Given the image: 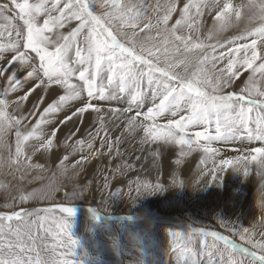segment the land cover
<instances>
[{
	"label": "rangeland",
	"instance_id": "374dc122",
	"mask_svg": "<svg viewBox=\"0 0 264 264\" xmlns=\"http://www.w3.org/2000/svg\"><path fill=\"white\" fill-rule=\"evenodd\" d=\"M179 1L176 0V3L178 4ZM52 2L53 0H30L32 4L43 3L41 14L38 17L41 24L47 18L45 10L51 7ZM121 2H124V0H121ZM129 2L134 3V1L125 0V3ZM3 3H10V0H0V4ZM89 3L90 10L98 16H102L106 10H111V0H89ZM138 3L144 7L145 14L140 21L144 27L140 30L123 28L119 27V21L114 20L113 29L117 28L121 38L131 46L126 49V52L129 57L138 62L137 66L139 67L140 64L144 63L145 57H150L147 63L158 74V79H154L151 84H149L147 77L140 84V89L142 90L140 100H142L144 105L137 104L139 109L147 111L148 108L154 106L156 98L153 92L157 87V83L165 80V78H167L168 82L173 80L182 81L183 83L180 84V87L184 92L196 98L193 101L195 105L193 114L205 107L203 101H207L209 107H211L212 99L226 92L238 93L240 88L244 87V82L249 77L247 71L241 77L234 78L231 85L225 82L223 73L218 71L220 68L226 67L229 48L216 47L215 49V46L224 45L225 43L222 41L214 43L208 38L209 35L206 34L207 26L200 24L182 25L178 26L174 31L172 25L180 18L174 6V12L171 14L167 25L161 24L157 16V13L161 16L164 15L171 0H152L151 3H147L146 0H138ZM64 4L65 0H60L58 7L62 8ZM101 5H105V7H101ZM146 6L149 9L147 8L146 10ZM52 15L56 16L59 13L53 12ZM2 23L0 21V25ZM78 23L73 25L68 20L64 27L59 30L66 31L67 35ZM149 25L151 26L150 28ZM145 29L148 30L145 31ZM2 31L3 28L0 27V32ZM84 34L86 35L87 32ZM46 35L51 36L53 34L46 33ZM106 35L105 33L100 38L104 39ZM8 39L9 37L5 32L3 36H0V44H7ZM78 39L82 41L83 36ZM34 43L36 42L34 41ZM37 46L39 47V44ZM132 48L136 49L135 53L132 52ZM251 48L255 50V47ZM49 50L54 49L50 46ZM74 50L75 46H73V57ZM42 51L47 52L49 56L52 54L47 49H42ZM221 52L224 53L225 59L214 63L215 55L219 56ZM12 53L10 50L3 51L2 55H0V67H5L2 64V60L7 56L11 58ZM256 63L258 65L260 61L258 60ZM22 67H18L20 69L16 71V76L10 75L7 67L5 70L8 75L21 80L26 73V70L23 71L24 67ZM259 70L257 68V71ZM104 75L106 83L107 74L105 73ZM254 80L255 84L249 85L254 88L252 98L260 99L261 97L256 95V91L264 90V79L260 77L259 73H256ZM27 90L28 87L17 88L16 92H14L16 93L15 99L19 98L20 94L23 96ZM123 94L124 92L113 94L115 108H118L117 100L123 99L125 102L126 97H123ZM127 95L129 94L126 91ZM244 95L247 97L248 93L245 92ZM73 97L63 101L54 112L59 111L65 104L76 102L80 96ZM105 97L106 95L102 99H98L100 105L97 104V100L93 103L94 106L98 105L97 107L103 109L101 115L104 116L106 127L101 132L102 136L94 134L99 121L92 116L80 136L68 140L71 142L70 144L75 139L86 141L82 146L77 145L75 151L71 147L67 148L69 156L80 150L84 152L81 153L82 156L89 161L84 163L81 168L75 170L71 167L73 163L70 161H65L64 164H59L58 166H50L48 163L44 165L34 164V162L30 163L24 158V156L28 155L20 158L21 163L19 165L13 164L11 155L13 157L15 155V129L10 128L4 133L0 131V152L2 153H0V213L21 212V219H23L24 212L35 213L39 210V216L33 214L24 218L27 223L22 224L15 218L12 221H3V233L0 234V239L4 242L14 240L15 237L9 232V227L12 229L21 227L30 231L34 237V241L28 240L27 236L23 237L27 245L34 249L31 253L26 251L25 256L31 255L36 258L37 254H39L40 258L50 257L53 255L52 250L54 248L56 255L59 256L60 253L67 251L65 246L61 244V239L63 238L66 241L68 235L66 230L61 235H57L58 232H61L58 227L61 218L67 216L66 213L59 211V205L81 206L94 210L98 215H88L86 213H77L76 211L70 218L71 226L69 232L72 239L77 242L74 251L80 264H186V262L187 264H193V261H195V264H228L231 250L227 249L222 243L215 241L227 249L228 252L203 240L204 238H209L196 234L194 236L201 238H191L189 247L197 255L190 257L188 253L181 254L179 249L174 246L173 238L169 235L170 230L177 231L174 226L143 224L138 221H114L117 219L116 217L122 216H134L140 219L158 217L164 220L182 222L194 228L218 230L233 241L247 245L260 259H264V247H253L248 242L249 240H253V242L264 240V235H262L264 234V208L261 207V198L264 197L262 190L264 181L260 180L261 177L257 172L256 165L251 164L249 166L250 172L248 176L229 169L223 174L220 181L217 180L212 183H209L211 176L205 179L200 175L201 171L207 173L213 167V159L218 160L221 157L230 158L238 155L239 153L235 152L236 147L234 144L239 145L245 140L248 142L247 133H243L242 137L235 139L212 141V146L219 149L220 153L217 157L208 156L206 163H201L204 154L200 151H194L184 157L182 164L177 166L174 164V159L177 158L176 148L166 155V147L162 149L160 159L154 161L151 152L145 150L148 146L141 145L138 137L133 138L129 134H126V137L138 145V153L135 151L126 153L121 144L122 139L118 145H113L111 154H109L108 141H114L115 137H118L114 133V128L120 126V124L115 120L114 116L110 115L109 118L106 116L103 105L106 100ZM27 99L29 98L27 97ZM58 100L59 98L54 102ZM133 109L136 108L133 107ZM180 115H187V113L181 112ZM249 116L256 119L259 113H249ZM173 118L178 119L179 115L172 117L170 113H165L163 116L157 117L156 122L163 125L168 119L171 120ZM24 123L28 125L29 119L24 121ZM251 123L255 125L250 120L249 127ZM161 130L166 131V129ZM203 130L202 127L186 129L188 133L186 138L194 139V132ZM41 131L46 133L44 129ZM121 131H123V127ZM157 131L159 132L160 129ZM241 131L243 132V130ZM89 132L95 136V139L88 135ZM156 134V132L153 133V135ZM209 134L215 135L214 124L209 130ZM89 140L92 142L91 149L87 146ZM35 143L36 141L32 139L28 144L30 156L37 153L31 151V145ZM203 143L201 141V144ZM152 147L155 146L153 145ZM137 157H140V159H137ZM128 164L133 165V167L129 168ZM29 165H39V167H31ZM164 166H167L165 171L167 172L166 175L169 176L167 180L169 184H164V190L133 200L132 198L136 197L135 185L134 183L131 185L133 191L129 195V182H135L137 179L151 181L152 183L157 180L163 182L164 179H162L163 177L159 171ZM173 171L177 173L182 181L179 186H171ZM179 174L182 176H179ZM105 175L109 178V189L104 188ZM77 185L84 189L83 198H78L71 202L66 201L64 192H71ZM117 189L121 190V194L117 197H110L109 191H116ZM21 196H27L28 198L21 200ZM105 201H107L106 209ZM43 208L48 210V212L40 210ZM102 216L108 219L105 220ZM231 228L237 229L238 232L232 233L230 231ZM244 228L249 229L246 239H242L239 235ZM179 232L185 237L181 240V243L187 242L186 233L183 231ZM203 248L204 251L202 250ZM206 249L207 251L211 250L209 254H205ZM68 258L70 259L71 257ZM231 260L232 264H250L248 258L241 257L235 253H233Z\"/></svg>",
	"mask_w": 264,
	"mask_h": 264
},
{
	"label": "snow or ice",
	"instance_id": "6c2138e0",
	"mask_svg": "<svg viewBox=\"0 0 264 264\" xmlns=\"http://www.w3.org/2000/svg\"><path fill=\"white\" fill-rule=\"evenodd\" d=\"M60 0H53L51 7L45 10L47 18L41 24L38 17L41 14L43 3L32 4L30 0H10V3L0 4V21L3 31L0 36L7 33L9 37L7 44H0V55L4 50L13 52L10 62L5 67H0V112L4 114V120L0 121V128L11 127L15 129L16 146L15 155H11L13 164L19 165L21 157L24 156L25 142L32 139L36 141L31 145L33 152L47 150L55 146L57 140L56 132L59 127L50 132L42 133L40 126L46 123L50 116L60 104L73 96H85L87 100L75 113V120L82 122L84 113L96 114V119L99 121V128L96 135H99L101 130L105 129L104 116L101 115L103 109L94 107V101L102 99L105 95L119 94L125 91L130 95L131 102H136L141 95L142 90L140 84L147 77L149 84L154 79H158V74L155 69L147 63L150 57H145L144 63L138 67V62L126 52V49L131 46L125 42L118 34L117 28L113 29V21H119V27L133 28L135 30L144 27L140 23L145 12L141 4L125 3L121 0H111L110 11H105L102 16L95 15L90 10L89 0H68L63 8L58 7ZM255 2V0H251ZM206 0H188L180 10V18L172 25L173 30L178 26L188 25L191 26L198 22V17L202 15L203 8H205ZM230 6L229 11L225 10V6ZM177 10L176 0H171L168 8L165 10L164 15L160 21L168 24L169 18L173 11ZM258 6L261 12H264V0H259ZM105 7V5H101ZM158 7V6H157ZM244 7L243 5H233L230 0H224L221 6L220 0H213V8L216 10L214 20H219L221 17L231 19L237 11ZM195 9V13H192ZM53 12H58L59 15H52ZM78 21V25L72 28L71 32L67 35L61 34L58 30L63 28L68 20ZM151 26L149 25V28ZM54 30H56L54 32ZM85 30L87 34L85 35ZM148 29H145L147 31ZM46 33H52L49 36ZM107 34L104 39L100 37ZM83 36V40L78 38ZM259 36L260 41H264V29L253 31L247 34H242L238 38L229 41L235 44L234 48L229 49L227 56L226 67L220 68L218 71L223 73L225 82L231 85L234 78H239L247 71L249 73L248 80L244 82V87L240 88L237 92H226L222 95L211 100V107L207 101H203L205 107L195 114L193 108L195 107L193 101L194 97L188 95L180 87L182 81L173 80L167 81V78L157 83V87L153 92L154 106L142 111L137 106L136 109L131 107L128 109L118 110L109 109L111 114L122 120L123 133L121 136L115 137L114 141H108L109 154L114 144L118 145L123 139V134L127 133L133 138L138 137L141 145H147L145 149L151 152L155 160L160 159L161 151L166 146H175L177 158L174 159V164L179 166L183 162V158L188 156L194 151H200L204 154L201 163H206L208 156H219L220 150L212 146V141H226L243 136L247 133L248 140H257L264 144V91H256V95L260 99L252 98L254 88L249 85L255 84V74L259 73L260 77L264 79V51L259 54L257 48L253 50L250 47H245L250 43H238L237 40H245L248 38H255ZM46 38V39H45ZM34 41L36 43H34ZM39 43L40 47H37ZM83 45V48H82ZM123 45V47H122ZM258 45V44H257ZM54 50H49V48ZM73 46H75L74 57L72 56ZM223 48L224 45L220 44L215 46ZM47 49L52 55L49 56L47 52L42 51ZM133 53L136 52L135 48L131 49ZM243 55H240V54ZM250 53V54H249ZM225 59L224 53L221 52L219 56L214 57V63ZM260 63L257 65V61ZM12 65H19L26 67L28 70L25 73L23 80H17L8 75L5 68ZM51 65V68H49ZM257 68L260 70L257 71ZM55 73V74H53ZM106 83H105V75ZM35 79L37 82L31 89H28L23 96L16 100L10 98V93L14 92L21 84L28 80ZM59 81V83H57ZM49 86H59L65 90V94L59 98L57 102L45 103L44 96L42 95L36 103L32 106V111L27 115L21 110L27 97L31 95L37 87L47 88ZM163 89V91H161ZM247 92L246 97L244 93ZM158 100V103H157ZM11 107L14 111L19 112V116L9 115L8 108ZM181 112H186L187 115H180ZM259 113L258 118L253 119L249 113ZM165 113H170L172 117L178 119L167 120L163 125L156 122V118L163 116ZM142 116V119H141ZM28 117L34 118V123L26 125L24 121ZM69 117H65L62 124H67ZM255 123V129L249 127V121ZM215 125V135H210L209 130ZM202 127L203 131H195L194 139L186 138L188 133L186 129ZM160 129L158 132L157 130ZM166 129V131L161 130ZM243 130V132L241 131ZM156 132V135L153 133ZM142 133V135H141ZM88 135L95 139V136L89 132ZM75 137V132H70L65 137V147H71L75 151L77 145H83L85 142L80 139H75L72 144L66 143ZM201 141L204 143L201 144ZM155 147H152V146ZM88 148H92V142L89 140ZM103 147V143H102ZM238 155L230 158L213 159V167L207 173L201 171V177L205 179L211 176L209 183L220 181L223 174L227 170L239 172L244 176H248L250 172V165L255 163L258 174L264 173V146L261 147H248L236 149ZM119 154V153H118ZM25 159L31 160V156H24ZM69 159L65 155L60 163L64 164ZM140 159V157H137ZM85 163V158L81 157L76 160L71 167L73 170L81 168ZM31 167H39V165H29ZM129 168L133 165L128 164ZM264 180V175H262ZM104 188L109 189V178L104 176ZM135 185L136 197L144 195H152L153 193L162 192L164 190V183L157 180L155 183L151 181H142L137 179L135 182L130 181L129 195L133 191L132 184ZM182 181L179 179L177 173L173 171L171 186H179ZM58 190V189H55ZM84 189L77 185L71 192L65 191L64 197L66 201H73L78 198H83ZM121 194V190L109 191L110 197H117ZM31 195V194H30ZM27 196H21V200L27 199ZM107 201H105V209ZM261 207L264 208V197L261 198ZM98 209V208H97ZM46 213L48 210H44ZM59 211L66 213V217H62L58 227L61 235L65 230L67 231V240L61 239V244L65 246L67 251L56 255L55 248L52 250L53 255L50 257L40 258L37 254L36 258L31 255L25 256V252L31 253L34 251L33 247L27 245L23 237L27 236L28 240L34 241L30 231L21 227L12 229L9 227V232L15 237L14 240L4 242L0 239V264H80L77 255L74 251L76 241L72 239L70 229V218L74 214V209L70 207H59ZM101 212L100 209H98ZM33 212H24L23 219H21V212L0 213V234L3 233V221H12L13 218L20 221L22 224L27 223L25 217L32 216ZM39 216V210L35 212ZM95 216L96 213L94 212ZM108 216V215H107ZM42 219V217H41ZM232 233H237L238 230L231 228ZM203 229L190 228L186 234L187 242L181 243L184 235L179 231H169V235L173 238L174 246L179 249L181 254L188 253L189 256H196L190 250L191 238L199 234L206 235ZM249 229L244 228L239 233L242 239H246ZM264 235V234H262ZM215 236L221 238L227 249H230L228 264H232L231 257L233 253L241 257H247L250 264H264V259H259L254 251L245 248L226 235L215 233ZM226 237V238H225ZM180 238V239H178ZM253 247H264V240L253 242L249 240ZM68 257H71L70 259ZM187 264V262H186ZM195 264V261H193Z\"/></svg>",
	"mask_w": 264,
	"mask_h": 264
},
{
	"label": "bare ground",
	"instance_id": "6f19581e",
	"mask_svg": "<svg viewBox=\"0 0 264 264\" xmlns=\"http://www.w3.org/2000/svg\"><path fill=\"white\" fill-rule=\"evenodd\" d=\"M131 1H134L135 4H139L138 0H131ZM146 2L147 3H149V2L151 3L152 0H146ZM187 2H188V0H180L178 2V4H177V6H178L177 7V14L180 15V10L183 8V5L185 3H187ZM195 2H196V0H193V3H195ZM220 2H221V6H222V3L224 2V0H220ZM230 2L233 5H243L244 6V7L240 8L235 15L231 16V19H225L224 17H221L219 20H214V17H215V14H216V10H215V8H213V0H206V5H205V8H203L202 15L200 17L196 18V19H198V22L195 23V24H200V25L207 26L206 34L209 35L208 38H210L214 43H218L220 41L225 43L224 44L225 45L224 49L233 48V46L235 44L229 43V41H232L233 39L238 38L242 34H247V33L253 32L254 30L255 31H259L261 29H264V12L260 11V8L258 6L259 0H255V2H251V0H230ZM65 3H68V0H65ZM150 6H152V5H150ZM147 8L148 7L146 6L145 9L147 10ZM161 9H162V7H161ZM225 10L229 11V14L231 15L230 6L226 5L225 6ZM191 11H192L193 14L195 13V9H192ZM157 14H158L157 16L159 17L158 19L159 20L162 19L163 16H161L159 13H157ZM177 14L175 13L176 16H177ZM70 22H72L73 25H76V23H78L74 19L70 20ZM159 22H161V21H159ZM161 24H162V22H161ZM163 24H165V23H163ZM60 33L66 35V31H64V30L60 31ZM237 42L238 43H250V44H246L245 47H250V48L251 47H255V49L257 48L258 54L261 51H264V41H260L259 36H256L253 39L248 38V39H245V40H237ZM37 44H39V43H37ZM39 47H40V45H39ZM2 61H3L2 64L4 66H6V65L9 64L10 58L7 56ZM18 67H19V65H12L11 67H7V69L9 70L8 73L10 75L16 76L15 75L16 71L20 69ZM49 68H51V65H49ZM24 70L27 71L28 69L26 67H24L23 71ZM53 74H55V73H53ZM21 80H23V79H21ZM36 83L37 82L35 81V79H29V81H27V80L24 81L19 88L22 89L24 87H28V89H31ZM57 83H59V81H57ZM14 92H16V91H14ZM14 92H11L9 94L10 98L12 100H16L15 99L16 98V96H15L16 93H14ZM62 94H65V90L61 89L59 86H49L47 88L37 87L35 89V91H33L31 93V95L28 96L29 99H27V101H25V103L23 104L21 110L24 112L25 115H27L28 112L32 111L33 104L36 103V101L42 95L44 96L45 103L47 104V103L54 102L57 98H60V96ZM20 96H21V94H20ZM123 97H126L125 102L123 101V99L117 100L118 108H115L116 106L114 104V95L113 94L112 95H106V97H105L106 100L103 102V105H104V112H105V114H106V116L108 118L110 117V115L113 116L111 114V112H109V109L125 110V109L129 108L130 104H131L132 108L133 107L137 108L136 107L137 104L144 105L142 100H140V98L134 103L131 102L130 95L126 96V91L124 92ZM86 100H87L86 95L85 96H80L79 99L76 102H73V103L70 102L69 104H65L59 111H56V112H53V113L49 114L50 119L46 123L42 124L40 126V128H41V130L44 129L46 131V133H47V132H50L53 129L59 127L60 130L56 132L57 140L55 141V146H53L54 148H50V149H47V150H41V151L37 152L35 155L31 156V160H28V162H30V163L34 162V164L37 163V164H43V165L48 163L50 166L51 165L58 166L59 164H61L60 163L61 159L65 155H68L67 154L68 153V151H67L68 147H65V137L70 132H75V137L80 136L81 132L84 131L86 125L88 124V121L92 118V116L96 119V114L94 112H92L91 114L86 112L83 115L82 122H80L79 120H75V113L85 103ZM97 104L100 105V102L98 100H97ZM98 105L94 106V104H93L94 107H97ZM7 113L9 115L16 114V116H19V114H20L19 112L14 111L11 107L8 108ZM65 117H69L68 122H67V124H62L61 122L65 120ZM4 119H5L4 118V114L2 112H0V121H3ZM28 119H29V124L28 125H31V124H33L35 122L33 117H28ZM115 120H117V122L120 124V126H117V127L114 128L115 129L114 133L117 136H121V134L123 133V131H121V129L123 127V122H122V120H120V119H118L116 117H115ZM255 127H256V125H254L252 123L250 124V128L255 129ZM10 128L11 127H2V128H0V131L4 133V131H7ZM98 128H99V122L96 125V129L94 131V134H96ZM101 132H102V130L99 132V136L100 137L102 136ZM126 134L127 133L123 134L124 138L121 141L123 149L125 150L126 153H133L134 151L136 153H138V145L136 143H134L130 138L126 137ZM2 137H3V135H2ZM29 142L30 141L25 142V148H24V155H28V156H29V149H28L29 148L28 147ZM66 143L70 144L71 142L67 141ZM234 145H235L236 149H240L242 147L247 149L248 147H252V146H255V145H258V146H262L263 145L264 146V144H262L260 141H257L255 139L249 140L248 142L245 140V142L242 141L239 145H236V144H234ZM174 149H175V146H173V147L172 146H166L165 154L168 155L169 152L171 150H174ZM235 152H237V151H235ZM81 153H84V152L78 150L73 155H70V156L68 155L69 159L67 161H70V162L74 163L76 160H79L81 157H83ZM3 154H5V153H3ZM87 162H89V161L87 159H85V163H87ZM252 165L255 166L256 164L253 163ZM166 169H167V166L162 167V170L159 171V173L163 177L162 179H164L163 183L165 185H168L169 183L167 182V180H168L169 176L166 175V173H167L165 171ZM229 173H230V171H229ZM259 175H260V177H262V175H264V173H260ZM179 176H182V175L179 174ZM260 180L264 181V180H262V178ZM262 190L264 192V186H263ZM260 193H262V192H260ZM60 206H63V205H59V207ZM63 207H70V206H63ZM72 207L74 209V212L77 211V213L78 212L86 213L88 215H92L94 213V210H92L90 208H87V207H81V206L80 207L79 206H72ZM31 208H33V207H31ZM40 210L42 211V210H45V209L43 208V209H40ZM95 213H96V215H98L97 212H95ZM100 216H101V214H100ZM102 217L105 220L108 219L107 217H104V216H102ZM116 218L117 219H115L114 221H116V220L122 221V222L138 221L139 223H143V224L160 225V226H174L177 229V231L178 230L179 231H183L186 234H187V232L189 231L190 228H194V227H191L190 225L182 223V222H176V221L169 220V219H165L164 220V219H160L158 217H153V218L147 217V218H141L140 219V218H137V217H134V216H122V217H116ZM203 230L205 232H208L206 235H204V237L209 238V239H205L204 238L203 239L204 241L210 242L211 245H213V246L215 245L216 247H218V248H220V249H222L224 251H227V249L223 248L221 246V244H219V243L224 244L223 240L221 238H218V237L215 236V233H220V234L224 235L222 232H220L218 230H205V229H203ZM197 237L198 236H193L192 238L195 239ZM200 238L198 237L197 239H200ZM215 241H217L219 243H217ZM235 243H237V242H235ZM237 244L252 250L247 245L240 244V243H237ZM210 249H212V248H210ZM202 250L204 251V248ZM205 251H206L205 254H209V251H211V250L207 251V249H206ZM254 254H256V253H254ZM245 258H247V257H245ZM203 260H205V258H203Z\"/></svg>",
	"mask_w": 264,
	"mask_h": 264
}]
</instances>
